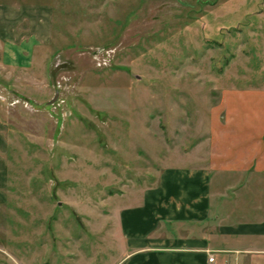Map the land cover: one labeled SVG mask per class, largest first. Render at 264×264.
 Masks as SVG:
<instances>
[{
	"label": "rangeland",
	"instance_id": "obj_1",
	"mask_svg": "<svg viewBox=\"0 0 264 264\" xmlns=\"http://www.w3.org/2000/svg\"><path fill=\"white\" fill-rule=\"evenodd\" d=\"M36 1L54 12L53 84L70 80L55 104L1 86L37 110L0 100V264H90L114 250L120 208L189 162L225 111H264V0ZM96 47L116 48L110 65L82 54ZM248 187L221 190L237 204Z\"/></svg>",
	"mask_w": 264,
	"mask_h": 264
},
{
	"label": "crops",
	"instance_id": "obj_2",
	"mask_svg": "<svg viewBox=\"0 0 264 264\" xmlns=\"http://www.w3.org/2000/svg\"><path fill=\"white\" fill-rule=\"evenodd\" d=\"M53 24L49 3L0 0L1 86L53 100L61 54ZM225 112L189 162L165 166L155 185L120 208L108 237L114 250L90 264H264V111ZM10 145L0 117V209L9 201ZM242 184L249 191L237 204L221 190Z\"/></svg>",
	"mask_w": 264,
	"mask_h": 264
},
{
	"label": "built area",
	"instance_id": "obj_3",
	"mask_svg": "<svg viewBox=\"0 0 264 264\" xmlns=\"http://www.w3.org/2000/svg\"><path fill=\"white\" fill-rule=\"evenodd\" d=\"M115 53H116L115 47H96V48H93L89 51L83 52L82 54L83 55L88 54L97 67H105V66L110 65ZM61 62H62V57L60 56L57 59V63H56L57 67H59L61 65ZM69 80H70V76L67 75L66 72H60L58 74V76L55 79V83H54L55 93H54V97L52 100L53 104H55L58 101H62V91L65 88L66 82ZM8 99H9L8 95H6L4 93V90L2 89V87L0 85V100L7 102ZM8 103L12 106L21 104V106H23L28 111H36L37 110L36 104L33 101H30V100H27L24 98L13 97V98H10ZM210 260L211 261L214 260L213 255L210 257Z\"/></svg>",
	"mask_w": 264,
	"mask_h": 264
},
{
	"label": "water",
	"instance_id": "obj_4",
	"mask_svg": "<svg viewBox=\"0 0 264 264\" xmlns=\"http://www.w3.org/2000/svg\"><path fill=\"white\" fill-rule=\"evenodd\" d=\"M53 102V101H52Z\"/></svg>",
	"mask_w": 264,
	"mask_h": 264
}]
</instances>
